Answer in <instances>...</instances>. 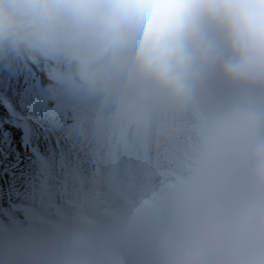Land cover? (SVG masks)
<instances>
[{
    "label": "clouds",
    "instance_id": "1",
    "mask_svg": "<svg viewBox=\"0 0 264 264\" xmlns=\"http://www.w3.org/2000/svg\"><path fill=\"white\" fill-rule=\"evenodd\" d=\"M53 54L112 95L182 108L215 73L264 103V0H0V61ZM170 264H264V135L245 190L201 209Z\"/></svg>",
    "mask_w": 264,
    "mask_h": 264
},
{
    "label": "rangeland",
    "instance_id": "2",
    "mask_svg": "<svg viewBox=\"0 0 264 264\" xmlns=\"http://www.w3.org/2000/svg\"><path fill=\"white\" fill-rule=\"evenodd\" d=\"M67 97L80 107L73 127L135 148L142 182L127 212L137 220L135 249L116 241L91 253L92 264H170L197 213L246 188V153L264 135V103L212 73L176 108L162 97L92 89L59 55L0 61V195L21 194L38 158H55L68 142L43 136L39 121Z\"/></svg>",
    "mask_w": 264,
    "mask_h": 264
},
{
    "label": "snow or ice",
    "instance_id": "3",
    "mask_svg": "<svg viewBox=\"0 0 264 264\" xmlns=\"http://www.w3.org/2000/svg\"><path fill=\"white\" fill-rule=\"evenodd\" d=\"M79 107L67 97L34 121L43 136L69 147L39 157L21 194L0 195V264H92L90 254L112 241L129 249L140 243L126 206L143 179L141 157L109 135L75 129Z\"/></svg>",
    "mask_w": 264,
    "mask_h": 264
}]
</instances>
